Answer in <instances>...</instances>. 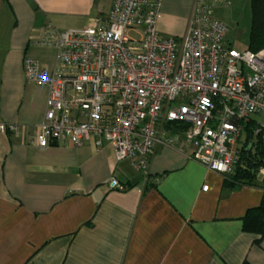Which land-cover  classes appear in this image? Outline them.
<instances>
[{
  "label": "crops",
  "instance_id": "0c3cea01",
  "mask_svg": "<svg viewBox=\"0 0 264 264\" xmlns=\"http://www.w3.org/2000/svg\"><path fill=\"white\" fill-rule=\"evenodd\" d=\"M159 1L157 31L183 38L194 0ZM112 2L0 0V124L19 127L0 133V264H264V240L243 229L264 197L259 174L233 188L188 151L158 146L146 178L109 146L32 144L47 89L26 82L24 56L52 68L54 50L35 46L45 28H88Z\"/></svg>",
  "mask_w": 264,
  "mask_h": 264
},
{
  "label": "built area",
  "instance_id": "2783aa9c",
  "mask_svg": "<svg viewBox=\"0 0 264 264\" xmlns=\"http://www.w3.org/2000/svg\"><path fill=\"white\" fill-rule=\"evenodd\" d=\"M231 1L194 0L180 39L157 31L159 0H113L106 18L82 30L47 26L35 46L54 50L53 67L22 60L26 82L47 89L32 144L109 146L116 163L146 178L156 148L174 147L230 176L245 144L264 149V48L239 51L227 40L212 9ZM18 129L0 124V133ZM108 186L123 190L114 178Z\"/></svg>",
  "mask_w": 264,
  "mask_h": 264
},
{
  "label": "trees",
  "instance_id": "16d2710c",
  "mask_svg": "<svg viewBox=\"0 0 264 264\" xmlns=\"http://www.w3.org/2000/svg\"><path fill=\"white\" fill-rule=\"evenodd\" d=\"M6 1V0H4ZM251 10V22L249 32L248 51L256 52L264 48V0H249ZM249 139V137L247 138ZM245 144L240 152L239 160L233 173L223 178L224 184L240 187L251 185L260 168H264V149L259 144L253 147ZM149 178V176H147ZM264 189V180L260 183ZM243 229L255 236L254 242L260 244L264 240V197L260 205L248 210L243 219ZM242 264H248L243 262Z\"/></svg>",
  "mask_w": 264,
  "mask_h": 264
},
{
  "label": "rangeland",
  "instance_id": "374dc122",
  "mask_svg": "<svg viewBox=\"0 0 264 264\" xmlns=\"http://www.w3.org/2000/svg\"><path fill=\"white\" fill-rule=\"evenodd\" d=\"M212 11L215 18L228 26L227 39L232 47L239 51L248 49L251 22L250 1L232 0L231 5L215 6ZM50 56L47 55L48 59ZM258 119L264 122V116Z\"/></svg>",
  "mask_w": 264,
  "mask_h": 264
},
{
  "label": "water",
  "instance_id": "95a60500",
  "mask_svg": "<svg viewBox=\"0 0 264 264\" xmlns=\"http://www.w3.org/2000/svg\"><path fill=\"white\" fill-rule=\"evenodd\" d=\"M249 149H250V147H249Z\"/></svg>",
  "mask_w": 264,
  "mask_h": 264
}]
</instances>
